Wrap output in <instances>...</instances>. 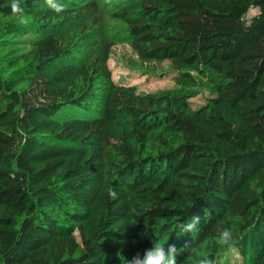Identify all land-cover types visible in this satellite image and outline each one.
Here are the masks:
<instances>
[{
  "label": "trees",
  "instance_id": "trees-1",
  "mask_svg": "<svg viewBox=\"0 0 264 264\" xmlns=\"http://www.w3.org/2000/svg\"><path fill=\"white\" fill-rule=\"evenodd\" d=\"M60 2L57 14L20 0L22 22L0 0V32L34 35L0 74V264H126L152 243L174 244L177 264H218L229 248L218 226L232 230L240 264H264V0L113 11L141 62L176 73V89L147 94L113 81L115 42H87L95 4ZM199 77L215 94L193 108ZM192 215L198 229L182 234ZM192 241L197 255L183 248Z\"/></svg>",
  "mask_w": 264,
  "mask_h": 264
},
{
  "label": "rangeland",
  "instance_id": "rangeland-1",
  "mask_svg": "<svg viewBox=\"0 0 264 264\" xmlns=\"http://www.w3.org/2000/svg\"><path fill=\"white\" fill-rule=\"evenodd\" d=\"M78 6L94 3L91 18H96L95 32L90 40H98L103 46L105 43L115 42L112 54L107 62L111 70L112 79L119 84L135 86L138 93H160L177 88L174 82L175 72L171 69L168 61L161 64L144 63L133 53L129 45V36L125 25L118 19L111 16V13L127 0H70ZM257 9H251L247 18L256 15ZM34 35L13 36L0 32V74L6 77L10 72H5L12 61L28 51L30 46L26 40ZM97 50V48H96ZM94 49L89 48L85 54L93 56ZM193 97L190 99L193 108H199L209 102L214 97L215 91L212 85L205 79L199 77V83L193 90ZM100 114V109L90 111H79L78 116L96 117ZM77 113L72 109H64L58 114L60 118L74 117ZM78 235V233H77ZM79 237V236H78ZM241 256L235 249L229 247L222 255L218 264H240Z\"/></svg>",
  "mask_w": 264,
  "mask_h": 264
},
{
  "label": "clouds",
  "instance_id": "clouds-1",
  "mask_svg": "<svg viewBox=\"0 0 264 264\" xmlns=\"http://www.w3.org/2000/svg\"><path fill=\"white\" fill-rule=\"evenodd\" d=\"M45 5L57 14L66 11V5L61 3L60 0H44ZM11 12L19 16L23 20V8L21 7L20 0H11ZM107 194L110 199H116L118 193L114 188H107ZM200 216L192 215L190 220L179 223L177 227L182 234H190L198 229L200 224ZM216 243L219 246L232 247L234 245V234L232 230L218 226L216 229ZM167 245V246H166ZM153 244L152 247L145 249L143 253L137 252L131 260L126 261V264H177L178 250L174 244ZM190 254L197 255V246L192 241L186 243L183 247ZM196 264H214V260L210 256L197 255Z\"/></svg>",
  "mask_w": 264,
  "mask_h": 264
}]
</instances>
